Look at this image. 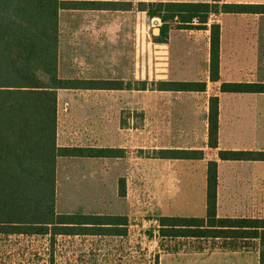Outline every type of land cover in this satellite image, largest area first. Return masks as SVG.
<instances>
[{
  "label": "crops",
  "instance_id": "obj_1",
  "mask_svg": "<svg viewBox=\"0 0 264 264\" xmlns=\"http://www.w3.org/2000/svg\"><path fill=\"white\" fill-rule=\"evenodd\" d=\"M62 1L106 2L115 5L91 9H60L59 76L72 80L117 81L124 78L127 47L133 43V32L143 29L144 17L157 21L156 24L161 20L158 17H149L147 12L139 7L142 2H213V0ZM218 4L220 12L210 15L205 29L177 28L173 26L176 23H171L167 41L160 42L162 44L169 42L171 47L175 35L172 34L174 28L178 35L188 37L176 49L175 69L183 70L184 74L174 76L173 80L157 82H203L206 89L161 91L151 87L152 90L163 94H179L185 98L183 96L178 98L176 104L170 102L152 104L151 136L150 141L146 142L149 143L148 147L142 145L144 143L142 136L128 140L127 126L125 121L121 122V111L125 110L122 108L123 105L95 96L97 93H122L134 89L141 91L144 90L143 82H139V86H133L132 82L127 81L131 84L130 89H58V146L105 149L107 154L99 157H59L57 184L61 169L78 176L77 186H74L78 191H86L89 183L97 182L95 176L109 182L113 179L117 189L118 183H122L121 196L127 198L126 202L129 203L128 198L131 194L126 189L125 177L129 175L135 181L136 193L139 190V179L143 169L149 165L156 189L161 192L155 197L156 218L160 228L161 217L188 216L173 213L170 202L174 206L180 202L182 204L185 202L189 206L192 200L190 192L198 191V196H194L193 201L199 202V209L202 212L199 216H193H206L208 163L216 161L217 216L264 218V159L226 161L219 157L220 151L264 152V92L222 91L223 83L264 84V10L252 13H229L221 10L224 4L264 6V0H220ZM212 24L220 26L218 81L210 79ZM202 33L207 51L208 80H199L190 75L196 66L189 58L191 56L189 50L197 53L201 46L199 37ZM192 37L194 39H190ZM171 52L168 58L170 65ZM71 72L75 76H69ZM201 95L204 98L202 105L199 102ZM212 97L219 100L216 148L208 145V113ZM141 109L143 108L140 107ZM145 148H148V152L143 151ZM174 149L202 151L203 157L174 160L158 154L161 150ZM191 175H199L201 181L189 182ZM172 176H179V180L180 177L186 176L187 181L172 183ZM58 195L57 190L56 208L59 202ZM134 199L133 201H136ZM108 216L121 217L122 223L129 221V216L123 214ZM162 238L171 240L172 245L160 253L158 264H260L258 240L250 242V239L246 241L192 236Z\"/></svg>",
  "mask_w": 264,
  "mask_h": 264
},
{
  "label": "trees",
  "instance_id": "obj_2",
  "mask_svg": "<svg viewBox=\"0 0 264 264\" xmlns=\"http://www.w3.org/2000/svg\"><path fill=\"white\" fill-rule=\"evenodd\" d=\"M220 0L202 3L142 2L148 16L162 21L159 42H166L171 23L177 28L205 29L209 17L219 13ZM106 2L62 0H0V235L120 236L122 218L96 214L59 213L56 208L59 157L107 154L105 149L60 147L57 144L58 89H130L117 80L63 79L58 73L60 9L114 6ZM223 12H262L264 6L224 4ZM195 21L197 24H195ZM220 26L211 25L210 79L219 80ZM147 89L146 82L142 83ZM161 91H203V82L162 81ZM264 92V84L223 83L222 91ZM219 100L210 99L208 145L218 147ZM165 158L198 159L202 151L161 150ZM223 160H261L264 152L220 151ZM217 162L207 171L205 217L159 218L161 237H212L259 241L264 264V218L217 216ZM126 221V220H125Z\"/></svg>",
  "mask_w": 264,
  "mask_h": 264
},
{
  "label": "rangeland",
  "instance_id": "obj_3",
  "mask_svg": "<svg viewBox=\"0 0 264 264\" xmlns=\"http://www.w3.org/2000/svg\"><path fill=\"white\" fill-rule=\"evenodd\" d=\"M156 22L144 17L143 29L133 32V43L127 47L124 78L120 79L132 82L133 86H139V82H146L148 89L95 95L98 98H105V101L109 99L112 103L123 105L122 108L124 107L125 110L121 111V122L125 121L127 126L128 140L142 136L144 141L142 145L147 147L149 143L146 142L150 141L151 136L152 104L166 102L176 104L178 98L183 96L163 94L152 90L151 87H154L158 80H173L174 76L184 74L182 67L180 68L182 71L175 69L177 67L176 49L183 40L188 39L187 36L178 35L174 28L172 32L175 34L174 45L172 44L170 50L169 42L162 44L156 39L160 35L153 34L155 27L162 26L161 20H158V24ZM173 26L176 27L174 24ZM199 40L201 46L197 53L194 54L189 50L191 52L189 58L196 66L190 75L199 80H208L207 51L203 33ZM169 52H171V65L168 59ZM69 76H75V74L71 72ZM199 99L202 105L203 96L201 95ZM63 103L62 101V105ZM140 107L143 109L140 110ZM143 151L148 152V148ZM61 172L57 184L58 212L70 211V213L105 216L127 215L129 221L127 225L122 226V229H126V234L120 236L59 235L53 241L50 236L0 235V264H158L160 253L168 249L172 243H170L171 240L162 238L159 234L155 197L161 192L156 189V182L150 174L149 165L143 169L139 179V190L136 193L135 181L129 175L125 177L126 189L131 194L128 198L129 203L126 202L127 198L121 196L122 183H118L117 189L113 179L109 182L107 179L104 181L102 177L95 176L97 182L89 183L86 191H78L74 188L77 186L76 177L78 176L68 174L62 169ZM200 179L199 175H191L189 182H200ZM180 181H187V177H180L179 180V176H172V183ZM190 193L192 200L189 206L185 202L177 203L176 206L170 202L173 213L188 216L202 214L199 202L193 201L194 196H198V191Z\"/></svg>",
  "mask_w": 264,
  "mask_h": 264
},
{
  "label": "water",
  "instance_id": "obj_4",
  "mask_svg": "<svg viewBox=\"0 0 264 264\" xmlns=\"http://www.w3.org/2000/svg\"><path fill=\"white\" fill-rule=\"evenodd\" d=\"M160 33V27H155L154 29H153V34L154 35H158Z\"/></svg>",
  "mask_w": 264,
  "mask_h": 264
}]
</instances>
